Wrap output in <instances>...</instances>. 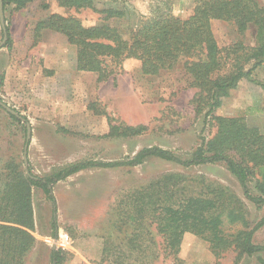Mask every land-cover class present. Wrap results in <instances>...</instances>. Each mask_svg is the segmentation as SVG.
I'll return each mask as SVG.
<instances>
[{
  "label": "rangeland",
  "instance_id": "obj_1",
  "mask_svg": "<svg viewBox=\"0 0 264 264\" xmlns=\"http://www.w3.org/2000/svg\"><path fill=\"white\" fill-rule=\"evenodd\" d=\"M157 1L114 3L98 0L96 10L80 12L62 9L56 0L49 1L48 10H44L39 1L21 11L11 6L4 8L6 27L11 30L13 43L10 48L0 49V101L15 110L22 123L14 122L11 114L0 106V173L10 159L23 162L26 169L23 158L27 144L29 173L45 177L86 160L126 161L150 147H160L188 159L201 145L202 139L209 140L216 134V128L204 122V115L194 111L192 101L196 90L189 87L182 67L150 78L140 74L139 61L130 60L124 62L115 77L99 85L95 74L86 73L74 79L66 73L60 75L62 70L56 75V70L45 69L47 65L61 68L70 61L71 49L63 35L42 32L40 44L32 47L25 39L31 22L33 25L52 14L76 16L85 26L107 24L129 37L151 15ZM169 1L175 16L188 19L193 14L196 0ZM258 1L264 7V0ZM108 8L123 11L124 16L105 22L98 11ZM212 28L222 48L239 40L249 47L255 45L254 30L241 38L230 23L214 21ZM3 38L0 23V44ZM37 46L42 48L34 49ZM43 51L47 57L42 55ZM254 76L258 81H264V67L257 69ZM260 100L264 102V89L243 81L216 114L243 117L264 133L261 129L264 128V117L259 118L253 111ZM110 119L113 125L144 127L145 131L137 137L104 138L110 131ZM26 124L32 128L29 143ZM170 173L190 178L202 176L210 182L222 184L245 201L252 223L264 217V208L258 210L245 199L241 186L224 164L184 168L152 158L138 167L90 169L57 183L53 188L57 202L56 239L52 229V203L42 190L33 189V235L37 243L26 264H51L50 253L54 248L69 252L65 264H117L116 259H111L113 263H110L102 258L107 237L111 235L113 244L120 246V242L132 234L131 227L122 229V225H115L119 203L127 199L129 192ZM250 188L256 192L254 183ZM150 230L154 234L150 253L145 259L143 255L137 257L127 253L124 264H173V260L164 258L160 251L161 238L154 228L150 227ZM61 234L68 235L69 241H61ZM254 242L264 245V227L255 234ZM143 245L148 247L146 242ZM179 257L184 264H234L236 260L234 253L217 260L206 241L189 233L184 236ZM239 264L260 263L256 257H245Z\"/></svg>",
  "mask_w": 264,
  "mask_h": 264
},
{
  "label": "trees",
  "instance_id": "obj_2",
  "mask_svg": "<svg viewBox=\"0 0 264 264\" xmlns=\"http://www.w3.org/2000/svg\"><path fill=\"white\" fill-rule=\"evenodd\" d=\"M37 1L42 3L44 10L50 8V0H3V3L4 8L13 6L20 11ZM56 1L62 9L80 12L96 10L98 0ZM109 1L125 3L128 0ZM195 3L193 14L182 19L174 15L169 0H158L151 15L129 37L107 24L85 26L76 16L52 14L38 23L36 39L39 41L45 30L63 35L77 48V70L96 74L98 84L115 77L127 59L139 61L142 75L150 78L182 67L189 87L196 90L192 101L194 111L203 114L204 122L217 131L209 140L202 139L188 159L160 147H150L126 161L86 160L45 177L27 173L23 162L8 160L0 173V264H26L27 257L36 247L33 189L42 190L52 203V229L56 239L57 202L53 188L90 169L138 167L152 158L184 168L224 164L241 186L245 199L258 210L264 208V133L243 117L216 114L243 81L264 89V81H258L254 76L257 69L264 67V7L258 0H196ZM98 13L105 22L124 16L123 11L115 8ZM214 21L232 24L241 38L254 30L255 45L249 47L239 40L225 48L220 47L212 28ZM6 31V46L11 47L10 29L7 27ZM10 116L14 122L22 123L18 117ZM112 123L110 119V131L104 138L137 137L145 131L144 127ZM252 183L255 193L250 188ZM117 211L115 225H122V229L131 227L132 234L120 242V246L113 244L111 235L107 237L102 258L106 262L116 259L117 264H124L127 253L137 257L143 255L145 259L154 244L152 227L162 240V255L171 258L173 264H184L179 254L188 233L206 241L217 260L234 253V264H239L245 257H256L264 264V245L254 242L255 234L264 227V217L252 223L243 199L230 188L202 176L190 178L180 173L165 174L147 186L129 192ZM144 242L148 247H144ZM68 257L66 250L54 248L50 262L65 264Z\"/></svg>",
  "mask_w": 264,
  "mask_h": 264
},
{
  "label": "crops",
  "instance_id": "obj_3",
  "mask_svg": "<svg viewBox=\"0 0 264 264\" xmlns=\"http://www.w3.org/2000/svg\"><path fill=\"white\" fill-rule=\"evenodd\" d=\"M33 4V3H32ZM31 5V4H30ZM11 7H13V6H11ZM29 7V6H28ZM14 8V7H13ZM23 10V9H22ZM21 11V10H20ZM51 15H49V16H47L46 18H44V19H41V20H38V21H36L33 25H32V22H31V25L29 26V32H28V34H27V37L25 38L26 39V42L27 43H30L31 44V47L33 46V45H39L40 43H38V42H40V40L38 41V39H36V37H35V30H36V27H37V25H38V23L40 22V21H43V20H46L48 17H50ZM10 33H11V30H10ZM43 33H52L51 31H47V30H45V31H43ZM54 33V32H53ZM11 40H12V43H13V35H11ZM8 41V40H7ZM6 44H7V42H6ZM6 44L3 46V48H5V47H7L6 46ZM67 45H68V47L71 49V58H70V61L69 62H67V63H65L61 68H57L56 69V67H54V66H49V65H47L46 66V68L45 69H50V71H52V69H54V70H56V72H55V74L57 75L58 74V70H62V72L61 73H59L60 75L61 74H64V73H66V76H69L70 75V78H74V79H77V78H80V75H85L86 73H88V72H79L78 70H77V48L75 47V46H73V45H71V44H69V43H67ZM12 46V45H11ZM2 48V49H3ZM7 48H10V47H7ZM37 48H39V49H41L42 48V46H37L36 48H34V49H37ZM1 49V50H2ZM44 52V54H42V55H46L45 54V51H43ZM45 57H47V55L45 56ZM130 60H134V59H127V60H125L124 62L125 63H127L128 61H130ZM46 62L48 63L49 62V60H46ZM124 64V63H123ZM123 66V65H122ZM43 71H44V69H43ZM48 74H50V72L48 73ZM53 74H54V72H53ZM58 74V75H59ZM90 74H94V73H90ZM140 74L142 75V73H141V67H140ZM96 75V74H95ZM76 76H78V77H76ZM97 76V75H96ZM143 76V75H142ZM98 78V77H97ZM105 83V82H104ZM97 84H98V80H97ZM102 84V83H101ZM100 85V84H99ZM233 92H236V90L235 91H233ZM232 92V93H233ZM232 93H231V96L230 97H232ZM224 104V103H223ZM223 106V105H222ZM253 111H254V113L257 115L258 114V117L260 118V117H264V102H261V100L259 101V102H257V104H255V106L253 107ZM234 117H236V116H234ZM260 129V128H259ZM261 129H264L263 127H261Z\"/></svg>",
  "mask_w": 264,
  "mask_h": 264
},
{
  "label": "water",
  "instance_id": "obj_4",
  "mask_svg": "<svg viewBox=\"0 0 264 264\" xmlns=\"http://www.w3.org/2000/svg\"><path fill=\"white\" fill-rule=\"evenodd\" d=\"M0 23L4 32V38L3 41L0 44V49L3 48V46L6 44L7 40H8V35H7V31H6V23H5V13H4V3L3 0H0ZM0 106L3 107L5 110H7L11 115H14L16 117L19 118L17 112L11 108H9L6 104H4L3 102L0 101ZM27 127V143H29V141L31 140V135H32V128L30 124H26ZM24 164L26 166V172L29 173L28 171V144L25 147V151H24Z\"/></svg>",
  "mask_w": 264,
  "mask_h": 264
},
{
  "label": "built area",
  "instance_id": "obj_5",
  "mask_svg": "<svg viewBox=\"0 0 264 264\" xmlns=\"http://www.w3.org/2000/svg\"><path fill=\"white\" fill-rule=\"evenodd\" d=\"M60 238H61V241H63V242H68L69 241V236L66 235V234L65 235L61 234Z\"/></svg>",
  "mask_w": 264,
  "mask_h": 264
}]
</instances>
